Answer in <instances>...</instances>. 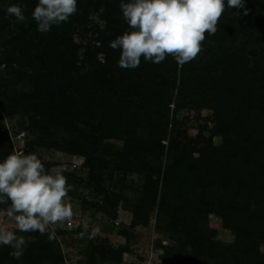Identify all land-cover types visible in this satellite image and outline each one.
<instances>
[{"label":"trees","instance_id":"trees-1","mask_svg":"<svg viewBox=\"0 0 264 264\" xmlns=\"http://www.w3.org/2000/svg\"><path fill=\"white\" fill-rule=\"evenodd\" d=\"M120 2L78 0V12L68 22L42 34L31 15L37 0H0L5 9L22 4L23 23H29L6 41V47L14 45L23 53L25 62L16 70L17 78L4 82L0 75L2 110L28 118V129L36 135L29 142L31 151L41 145L84 156L90 185L105 200L104 176L111 167L144 173L145 200L158 204L177 242L166 249L163 264H264V0H245L239 10L226 7L217 32L206 33L202 51L180 69L171 56L160 64L142 59L136 69L118 67L121 53L109 42L128 28ZM91 12L106 20L104 28L91 20ZM252 12L247 22L238 23L240 14ZM258 19L259 27L248 33ZM95 41L102 47H95ZM25 78L29 88L21 90L18 85ZM176 86L183 101L214 111V135H222L225 144L216 148L212 138L201 135L195 143L203 141V147L189 150L190 144L172 137L173 160L163 170L159 161L169 121L157 118V107L165 105L166 90ZM2 144L0 140V159ZM161 182L164 191L159 196ZM211 213L235 233L234 244L214 240V231L206 227ZM138 223L135 218L133 225ZM21 235L38 241L27 245L19 260L10 255V247L2 248L0 264H23L25 258L28 264H59L63 259L60 245L47 234ZM94 252L121 256L102 246H95Z\"/></svg>","mask_w":264,"mask_h":264},{"label":"rangeland","instance_id":"rangeland-1","mask_svg":"<svg viewBox=\"0 0 264 264\" xmlns=\"http://www.w3.org/2000/svg\"><path fill=\"white\" fill-rule=\"evenodd\" d=\"M5 7V4L0 5V75L5 77L4 82L7 81L6 78H17L16 70L25 62L23 53L19 52L14 45L6 47V41L20 33L21 25L26 27L29 25V23L18 22L15 17L7 15ZM253 12L240 14L238 23L247 22ZM228 13L230 16L233 14L232 11H228ZM91 20L97 21L103 28L106 25V20L93 12H91ZM259 24V19L255 20L254 26L250 27L249 25L248 33L250 30L258 28ZM202 44L207 43L202 42ZM99 58L104 61V54H100ZM10 59L14 61H8ZM17 60H20L21 64ZM180 68L181 66H179ZM24 70L26 71V68ZM123 72L126 73L127 70ZM27 79L20 81L19 89L27 90L29 88V84L24 83L28 82ZM177 86L173 91L166 90L165 105L161 104L157 107L160 111L157 118L164 119L165 122L169 121L168 128L165 129L167 137L163 140L166 147L159 161L163 170L173 160L169 148L172 137H178L183 143L190 144L189 150L203 147V141L198 144L195 143L196 140H201V135L212 138L216 148H222L225 144V138L222 135H214L216 129L214 111L199 107L195 103L183 101ZM179 102L180 108L178 107ZM140 117L144 118L145 116ZM29 126L28 118L20 114H7L2 110L0 104V140L3 142L1 159L10 154L14 148L24 150L26 153L35 151L43 158L47 168L65 169L64 174L69 178V183L74 185V190L68 196L75 213L71 227L67 223L55 226V242L60 245L63 253V259L59 264H92L91 256L95 246L112 248L119 251L121 256L118 258L117 254L114 253L103 256L94 252V264H163V255L166 249L176 246L177 242L167 231L165 219L167 216L162 215L160 217L158 204L154 205L151 200H145L146 194L143 187L146 183V175L136 172L121 173L111 167V170L106 172L104 176V186L108 190V199L105 200L104 196L95 192L90 185L89 170L84 167V156L41 145H36L31 151L29 142L35 140L36 135L28 129ZM140 132L141 136H147L146 132L141 130ZM184 134L187 137H184ZM190 140L195 141L190 142ZM106 142L117 145L123 144L122 140L116 139H107ZM102 156L111 158V154L108 155L107 153H102ZM194 156L198 157L199 151H195ZM69 174L74 176L69 177ZM157 177L158 175L155 174L154 178ZM163 191L161 182L159 196ZM102 206L106 210L99 209ZM135 218H138L139 223L133 225ZM85 219L89 222L90 231L94 226L101 227V232L94 239H88L87 235L81 236V225ZM0 226H6L9 229L15 228L14 218L7 217L6 209H0ZM206 227L214 231L215 241L223 245L235 243V233L225 227L223 220L217 214L211 213L208 216ZM18 234L21 235V233ZM26 241L28 242L27 245H31L38 239L29 236ZM6 247L2 246L0 250ZM262 249L264 251V245ZM37 253L38 251L35 249L34 254ZM45 260L44 258L43 261ZM28 263L29 260L25 258L23 264Z\"/></svg>","mask_w":264,"mask_h":264},{"label":"clouds","instance_id":"clouds-1","mask_svg":"<svg viewBox=\"0 0 264 264\" xmlns=\"http://www.w3.org/2000/svg\"><path fill=\"white\" fill-rule=\"evenodd\" d=\"M244 5L245 0H121L119 7L128 28L109 47L120 51L117 63L123 69L138 68L142 59L160 64L168 56L183 66L202 51L205 34L217 32L225 8L239 10ZM77 12L78 0H37L31 15L37 31L46 34ZM6 13L21 23L26 19L19 3L9 5ZM94 46L102 47V43L95 41ZM64 173L59 167L47 168L35 151L14 148L0 159V205H7L6 215L15 222L14 229L0 226V247H10L15 259L24 255L28 243L18 233L39 232L53 240L56 225L71 227L75 213L68 196L74 185ZM81 227V236L88 239L101 232L98 225L90 231L86 219Z\"/></svg>","mask_w":264,"mask_h":264}]
</instances>
